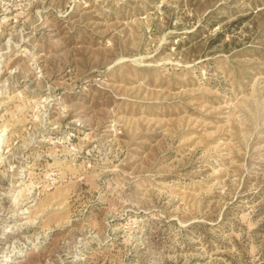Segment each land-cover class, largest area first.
Instances as JSON below:
<instances>
[{"label":"rangeland","instance_id":"obj_1","mask_svg":"<svg viewBox=\"0 0 264 264\" xmlns=\"http://www.w3.org/2000/svg\"><path fill=\"white\" fill-rule=\"evenodd\" d=\"M0 264H264V0H0Z\"/></svg>","mask_w":264,"mask_h":264}]
</instances>
